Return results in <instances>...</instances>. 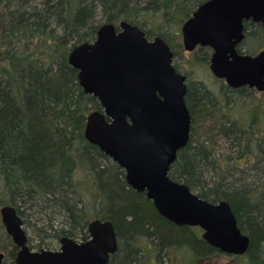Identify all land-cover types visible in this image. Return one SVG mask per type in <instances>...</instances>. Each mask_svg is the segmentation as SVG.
I'll list each match as a JSON object with an SVG mask.
<instances>
[{
    "label": "trees",
    "instance_id": "16d2710c",
    "mask_svg": "<svg viewBox=\"0 0 264 264\" xmlns=\"http://www.w3.org/2000/svg\"><path fill=\"white\" fill-rule=\"evenodd\" d=\"M80 1L0 0V208L12 206L20 218H36L41 226L37 233L51 231L44 236L58 242L63 237L85 242L91 221H109L117 250L108 264H205L229 256L209 246L199 228L178 227L162 218L145 193L127 185L124 171L85 140L86 117L101 108L93 96L84 94L68 56L77 45L92 42L99 27L74 26ZM189 17L178 14L179 25ZM137 19L130 14L109 24L137 26ZM252 31H259V47L264 49L263 28L246 22L239 53ZM199 53L196 62L208 64V49ZM168 177L204 201H228L218 185L211 187L210 195L203 192L197 171L187 161L176 173L169 170ZM229 204L240 231L251 240L239 257L241 263L264 264L252 251L255 240L264 243V216L251 203L241 212L244 230L237 208ZM59 219L61 227H54ZM0 250L3 264H14L17 248L1 222Z\"/></svg>",
    "mask_w": 264,
    "mask_h": 264
},
{
    "label": "water",
    "instance_id": "95a60500",
    "mask_svg": "<svg viewBox=\"0 0 264 264\" xmlns=\"http://www.w3.org/2000/svg\"><path fill=\"white\" fill-rule=\"evenodd\" d=\"M246 22L264 30V0H208L182 24V47L210 49L209 69L228 88L264 92V49L254 56L237 51ZM117 27L100 26L92 42L77 45L68 56L84 94L101 108L86 117L85 140L124 171L127 185L145 193L162 218L199 228L201 238L223 254L244 256L251 240L240 231L229 202L204 201L168 177L188 144L191 123L185 78L172 65V51L135 25L122 21ZM0 222L17 248L14 264H108L117 250L109 221H91L85 242L63 237L58 251L39 252L29 250L14 207L0 208ZM3 260L0 252V264Z\"/></svg>",
    "mask_w": 264,
    "mask_h": 264
},
{
    "label": "rangeland",
    "instance_id": "374dc122",
    "mask_svg": "<svg viewBox=\"0 0 264 264\" xmlns=\"http://www.w3.org/2000/svg\"><path fill=\"white\" fill-rule=\"evenodd\" d=\"M35 1L38 4L42 0ZM206 1L81 0L73 16V24L79 30H86L121 21L133 14L138 17L137 27L149 40L160 37L165 42L173 53V66L188 77L189 87L195 85L194 89L197 88L185 100L192 117L187 149L176 157L170 172L176 173L185 161L193 165L203 192L210 195L211 187L218 185L217 191L221 196H225L237 208L242 220L241 227L245 230V219L241 212L251 207L249 198H257L254 207L260 216H264V95L248 88L235 91L223 86L213 78L208 64H186L189 59L199 58L200 53L197 51L192 55L182 49L178 14L191 16ZM174 9H178V14L173 13ZM258 32L252 31L255 34L247 44H243V54L246 50L256 54L262 49L259 47ZM21 220L27 222L23 229L27 245L34 248L32 251L37 252V246L41 243L42 250L58 251L59 242L44 236L51 231L37 233L41 226L36 218L29 220L25 216ZM60 220L54 227H61ZM252 251L264 261L263 242L255 240ZM241 260L239 257L220 255L205 264H242ZM6 264H10L9 261Z\"/></svg>",
    "mask_w": 264,
    "mask_h": 264
},
{
    "label": "flooded vegetation",
    "instance_id": "af4514ba",
    "mask_svg": "<svg viewBox=\"0 0 264 264\" xmlns=\"http://www.w3.org/2000/svg\"><path fill=\"white\" fill-rule=\"evenodd\" d=\"M113 25H115L116 26V30H117V26H118V24H113ZM95 39V38H94ZM182 41V40H181ZM241 45V44H240ZM240 45L237 47V51L239 50V47H240ZM181 47H182V44H181ZM182 49H183V47H182ZM201 49H203V48H199V47H197L194 51H192V52H188L189 54H196L197 53V51L199 52V51H201ZM206 49H208V48H206ZM184 50V49H183ZM263 50V49H262ZM208 53H209V61H208V69H209V62H210V58H211V55H212V51L210 50V49H208ZM238 53H239V51H238ZM259 53V52H258ZM173 54V53H172ZM240 54H243V53H240ZM257 54V53H256ZM256 54H254V55H256ZM245 55V54H244ZM254 55H251V56H254ZM172 60H173V57H172ZM188 60V59H187ZM194 63H197L196 62V60H191V59H189L187 62H186V64L189 66V65H191V64H194ZM173 65V64H172ZM174 67V66H173ZM174 69H175V71L179 74V75H181V76H183L184 78H185V81H184V84H185V86H186V95H185V97H187V96H190L193 92H195V91H197V88H196V90L194 89V86H192V88L191 87H189L188 85H190L189 83L190 82H188V77L187 76H185L184 74H181L177 69V67H174ZM209 71H210V69H209ZM210 73H211V71H210ZM212 74V73H211ZM213 76V75H212ZM213 78L217 81V82H219V83H221L223 86H225V87H227L226 86V84H225V82L223 81V80H219V79H217V78H215L214 76H213ZM228 88V87H227ZM241 88H248V87H241ZM241 88H238V89H235V91H239V90H241ZM248 89H250V88H248ZM232 90H234V89H232ZM250 90H252V92H254V93H256V94H263L264 95V92H257V91H255L254 89H250ZM191 117V116H190ZM190 130H191V123H190ZM185 149V148H184ZM184 149H182V150H184ZM182 150H180L179 152H181ZM178 152V153H179ZM177 156H178V154H177ZM254 199V198H253ZM249 201L253 204V205H257V198H255L254 200H252V198L250 199L249 198ZM233 211V210H232ZM60 248V247H59ZM30 250V249H29ZM59 250V249H58ZM30 251H32V250H30Z\"/></svg>",
    "mask_w": 264,
    "mask_h": 264
}]
</instances>
